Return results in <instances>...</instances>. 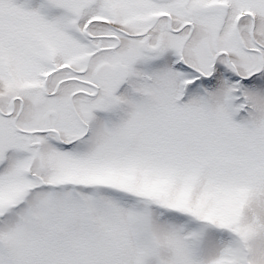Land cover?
Segmentation results:
<instances>
[{
	"label": "snow or ice",
	"instance_id": "6c2138e0",
	"mask_svg": "<svg viewBox=\"0 0 264 264\" xmlns=\"http://www.w3.org/2000/svg\"><path fill=\"white\" fill-rule=\"evenodd\" d=\"M0 264H264V0H0Z\"/></svg>",
	"mask_w": 264,
	"mask_h": 264
}]
</instances>
